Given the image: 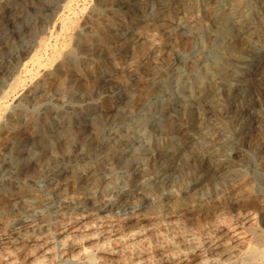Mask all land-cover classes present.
<instances>
[{"label": "rangeland", "instance_id": "obj_1", "mask_svg": "<svg viewBox=\"0 0 264 264\" xmlns=\"http://www.w3.org/2000/svg\"><path fill=\"white\" fill-rule=\"evenodd\" d=\"M66 1L67 0H19V3L14 2V7L18 9V12L16 10V12L13 13V18L11 17L13 19L12 26L5 27V29L3 28L4 26L1 25L0 65L5 68L0 69V88L6 89L11 83L10 81H13L15 78L21 77L24 80V87L18 88L15 96L10 98L8 103L9 113H7L8 115L5 114L3 119H7V117L12 118V114L16 112L17 104L19 105L18 107L26 111L28 116L37 119L39 118V113L42 112V109H44L47 103L49 104L50 98L53 94L52 92L48 93L43 98L37 99L34 101L35 103L25 100H23L24 102L21 101V98L27 92L28 88L32 89L33 92L39 93V91L43 89V86L37 85L36 80L31 81L27 74L31 67L29 66L25 70L23 64H21L24 63L26 59L28 60L29 57L24 56L25 59H20L19 61L14 55H16V52L18 51L21 52V49L24 51L27 48L32 49L33 47V54L36 53L41 60H45V57L47 58L49 55L50 47L55 44V42L53 44L52 41L54 39L56 41V37L52 36H57L59 23L69 17L74 21L78 18L76 22L81 23L85 14L92 11L93 7V9H95L94 5L96 4V0H74L73 3H71V9L69 8L67 10L65 8ZM176 1L178 3L180 2L178 8L168 10L163 16L159 17L157 19L158 21H155L153 25L140 24L141 13L137 9H132V11L127 12V14H121V18L119 17L116 20L117 22L115 21L114 23V31L106 37V40H104L105 43L100 51L92 55L80 51L78 52L75 50L76 48H74V46L70 45H74V42L78 39L80 40L81 38L89 36L96 28H99L100 26L103 27L107 22L104 23L102 20L104 25L102 21H100L101 23H96L97 25L86 24L82 28L80 26L76 31L78 33L75 32V35H72L73 37H71V39L74 37L76 38L72 39L69 45L70 48H73L68 57V63L71 69H73V74L79 73L80 77L76 78V81L78 82V90L63 94L62 98L56 101V104L54 103L55 108L57 105V112L49 115L51 120L63 121L62 126L56 130L57 132L60 131L58 133L53 131L50 134L52 136H49L45 142L39 141V143H26L25 145H33L35 150H37L32 152L33 154L29 156L30 159L28 161L24 159L26 158L25 155L21 158H16L12 155L10 151L12 145L9 146V143H6L8 146L5 144L0 149V162H3L4 160L9 161L8 167L4 172L0 173V198L11 196L17 191L23 192L24 190L30 191L36 189L38 190V193L40 192L42 194L44 199L35 211L26 212L25 214H17L18 206H21L20 199L4 205L0 204V229L11 230L12 227H25L32 219H38L39 217L42 219L47 216L46 219H53L59 216L62 210H71V207H76L79 210L89 209L93 206L98 207L101 204L97 203V198L99 197V194L97 193L101 194L105 188L108 189V192H110L111 195L104 197V199H106L104 202L107 201L114 205L110 214L111 219L114 217V219L119 217L122 218L124 217V214L130 210L134 211L135 214L148 215L150 214V210H154L156 204L154 201L152 202L153 198L152 196L149 198L147 192L158 188L157 190H159L160 193L158 194H160V196L158 194L156 195L159 197H163L169 192L171 195L168 194L170 196L168 198L170 201L168 205L173 206L172 209L175 211L185 206L193 212V215H196L200 211H203L204 214L206 213V215L200 214L199 222L194 221L192 222L193 225L190 221V223L188 222L190 225H187L186 223L187 228H185L191 230L193 233H198L200 229H206L216 219L219 220L229 216V206L226 204L228 199L240 203L239 205H236L235 209L237 208V210H235V213L236 211H252L255 209L261 211L264 209V55L261 60V65L251 73V77L248 76L250 82L247 84L240 85L233 82H226L224 84H219L216 88L212 87L208 92V95H202L205 85L209 81L218 78L220 68L226 66L227 62H230V58H227L229 51L220 49L230 47V38L227 35L225 36L224 33L229 32V30L231 31V26H236L235 22H238V20L244 22L245 19L250 21V23H248V29L244 31L245 33H241L242 35L239 34L240 36L237 38L241 41L242 47H244V45L247 46L248 35H257L258 32L259 39H262L258 44L259 46H264V11L262 10L261 12V9L258 7L256 8L253 0H242L243 8L241 9V14H239L238 17L231 19L230 15L232 14V10L227 6L226 0ZM187 1L193 3L197 12L195 11L192 15L185 12L184 9L186 8L185 4ZM4 2H6V0H0V19L3 17ZM31 3H33V5ZM35 3L37 5L36 7L34 6ZM58 5L61 8H59ZM223 10H226L224 12L228 14L227 19L225 20L226 23L223 24L224 27H217L212 24V20L217 13ZM66 11H69V13ZM104 12V10L100 9V11H98V14L100 15L98 16H102L103 18V15H106V12ZM130 13L131 15L133 14L135 18L129 16ZM127 17L128 19H134L132 21L133 27L131 29L133 31V38H129L126 34H121L120 30L117 29V27L120 26V21H125ZM1 22L3 24V18L0 20V24ZM216 29H218L219 34H222L220 35L219 43L217 42L213 45L209 44L203 39L202 35L204 34L209 37L213 32H216ZM45 39L47 42L45 44L48 47L45 51L44 49H41V51L38 49L37 44L41 40L45 41ZM173 42L179 43L180 45H176V43ZM250 44L252 45V42ZM246 59L247 58L244 60ZM231 64H235L237 69L242 68V64L240 63L236 64L233 62ZM104 72L109 75L110 81L101 82L97 91L98 94H90L84 89L86 83H89V79L95 78L99 80ZM22 73H24V76ZM171 74H179L181 76L180 80L176 83L169 84V82L166 81V78ZM133 79L134 82H132ZM126 87L128 92L125 94L124 92L117 94V89ZM232 88L233 93L229 92ZM197 89L200 92H197ZM126 94L132 99L135 110L129 107L127 108L126 101L128 96L126 97ZM162 94H165V96H161ZM189 95L190 97L193 96L195 98L198 96L200 97H198V106L194 108L187 102L189 106L184 105V107L173 112H162L161 115L165 117L164 121H167L166 124L172 125L179 134L186 131L187 129L185 128H187L188 125L192 124L195 126V132H192L190 135L192 137H189L188 135L189 139H187V141H183L176 137L172 139V141L168 140L166 138L168 134L166 133L165 127H163L165 132L162 133L160 132V130L164 131L162 128H157L155 131V128L153 127L154 132L150 131L149 129L152 128L151 126L155 121L146 122L144 117L134 115V112L136 113L138 108L142 105L150 103H152L151 105H157L159 102L158 100L162 98L163 100H168L166 102L171 101L173 104V102L181 101L185 99V96L188 97ZM231 95H237L235 109L226 105V100ZM19 98L20 100H18ZM171 102L167 105L172 107ZM120 103L122 104L120 105ZM80 104L94 107L95 111L87 110L84 115L76 118L72 113L74 108ZM244 108L248 113L246 112V114L242 116V120L236 118V114ZM130 116H132V118ZM168 119L170 120L168 121ZM22 120L23 119L19 116L16 124L22 126L24 123ZM106 120L108 121L107 123L111 124L108 127L110 129L109 133L111 134V138L112 135L113 137L115 136L112 138L113 142H116L117 145H123L128 139L131 141L130 146L127 148L128 151L125 149L123 152L124 156L122 155L121 158L115 159V161L111 160V162L109 160L107 161L105 158L102 159V157L99 156H91L84 161L65 163V169L60 170L61 172H59L60 174L58 176H55L54 174L52 176H45L41 178L39 184L34 185L35 187H28L24 183L26 181V175L35 172V161L40 156V147H42V145L47 144L44 152L48 159L51 155L64 152L65 148L75 144L81 135L89 134L91 130H94V126H102L106 123ZM203 121L208 123V128L205 131H200L198 133L196 130H200L202 125L201 122ZM88 124H91V127ZM140 124L147 125L146 131L148 129L151 136L149 135V137L145 138L139 136L140 132L137 127L141 126ZM50 126L51 124L49 122H42L38 119L34 127L37 136L38 134L41 135L49 128L52 129ZM124 130L126 131L124 132ZM213 130L215 133L217 132V134H219L218 138L220 139H217L226 144L222 149L216 150L217 148H215L214 144L208 139L210 131ZM157 136L159 138H157ZM166 140L169 142L167 143ZM176 140L178 142H176ZM131 145L133 148H131ZM206 157H209V160L206 159L207 162L209 161L208 164L204 166L207 174L204 177L202 176V178L200 177L201 172L199 171V165L200 160H202L201 158ZM161 158L165 160L163 166L166 167L165 169L167 171L158 164V161ZM210 158H213L214 160H210ZM222 161H224L225 164ZM209 164L211 165L209 166ZM59 166L54 168L53 173L58 171ZM213 166L215 168H213ZM125 167H129V169L128 171L123 172L122 169ZM223 168L225 169L223 170ZM105 169L107 170L106 172ZM213 169L216 171L214 172ZM100 170H103V172L100 173ZM85 174H91L89 176L90 180L89 182L87 181V186L82 187L80 186L79 181L76 180V177H82ZM91 180L93 182H90ZM98 181L101 184H99ZM159 184H163L165 189H162L163 187L160 188ZM125 193H129L127 199L128 202L132 204H129V207H126V205L125 207H116L115 205L118 203V200ZM189 193H191V196ZM185 195L186 197H184ZM229 195L233 196L231 197ZM136 198L138 199L136 200ZM171 201H173V205L171 204ZM245 202L247 204L248 202L250 203L247 205ZM256 203L260 204L256 205ZM89 205L91 206L88 208ZM148 206L149 208H147ZM121 208H123V210ZM225 208L226 210H224ZM212 209H216L214 214L215 217L208 216L206 218L207 215L214 216L210 211ZM206 210H208V212H205ZM11 212L16 214L11 215V217L7 216V214ZM235 213L233 212L232 214ZM105 214H107V212H105ZM154 221L155 220H152L150 223H154ZM43 228H47V222H42L41 229ZM201 238H203V236L199 237V239ZM178 239L181 240L179 237ZM165 248H163L162 253L160 251H154V253L151 254L152 258L156 260L159 258L158 254H167V251L170 249L167 247ZM238 257L239 254H235L234 257L231 258L229 264H239L238 262H233V260L236 261Z\"/></svg>", "mask_w": 264, "mask_h": 264}, {"label": "bare ground", "instance_id": "obj_2", "mask_svg": "<svg viewBox=\"0 0 264 264\" xmlns=\"http://www.w3.org/2000/svg\"><path fill=\"white\" fill-rule=\"evenodd\" d=\"M18 1L19 0H6V2H4L5 4L3 6V14H2V16H3L2 18H3L4 22H3V24L1 22L0 27L4 26L3 28H5V27L7 28L9 26H12L13 13H15L16 10L18 12V9H16L14 7V2H18ZM73 1L74 0H67L66 1L65 8L67 10L70 8L71 3H73ZM253 1H254L253 3L255 4L256 8L258 7L259 9H261V12H262V10L264 11V0H253ZM95 2H96V4L94 5L95 9H93L94 8L93 7L92 11L89 10L90 12L85 14L83 21L81 23L76 22V20L78 19L77 18L78 16L76 17L77 19L75 21L72 20L71 17L66 18V19L63 18L64 20H62L61 22L59 20L60 23L58 26V34H57V36L56 35L52 36V37H56V41H55V39L52 41L53 44H54V42H55V44L52 46L49 44L51 47L49 49V55L47 56V58L44 56L45 60L44 59L41 60L38 57V54H36V53L33 54V52H32L33 47H32V49L27 48L24 51H22V49H21V52L18 51V52H16V55H14V56H16V58L19 61H20V59H25L24 56L29 57L28 60L26 59L25 62L21 63V64H23V67L25 68V70L27 69V67L30 66L31 69L29 71L27 70L28 71L27 74H28L29 79L31 81L36 80L37 85L43 86V89L41 91H39V93L33 92L32 89L28 88L27 92L24 95L22 94L23 97L21 98V101L25 100L28 102H34L37 99L43 98L44 96H46L50 92H52L53 94H52V97L50 98L49 104L47 103V105L44 107V109H42V112L39 113V118H37V119H34L31 116H28L26 114L25 110L18 107L19 106L18 104L16 105L17 106L16 112L12 114V118L7 117V119H3L4 115L9 113L8 103H9L10 98L15 96V93L18 90V88L24 87L23 86L24 80L21 77L15 78L13 81H10L11 83L7 86L6 89L0 88V126H1V128H0V149L3 145H5L6 143H9V146L12 145L11 146L12 148L10 150L12 155H14L16 158L17 157L21 158L22 156L24 157V155H25L26 158H24V159H26V161H28L30 159L29 156L31 154H33L32 152L37 151V150H35L33 145L27 146L25 144L29 143V142H32V143H36V142L39 143V141L45 142L49 138V136H52L50 134L53 131L57 132L56 130L59 129L60 126H62V123H63L62 120H60V121L51 120L49 118L50 117L49 115L51 113L57 112L56 111L57 105H56V108L54 105L56 104L55 103L56 101H58V100H60V98H62L63 94H65L67 92H72V91L78 90L77 89L78 88L77 87L78 82L76 81V78H78L80 76H79V73L73 74V71H72L73 69H71V67L69 66V63H68L69 62L68 57H69L70 53L72 52V48H73V47L72 48L69 47L70 42L72 39L76 38V37H74L71 39V37H73L72 35L77 31V29H79L80 26L82 28L86 24L101 23L100 21H102V20L104 21V23L107 22L104 25V23L102 21V23L104 25V26L102 25L103 27L100 26L99 28H96L97 27L96 26L95 27L96 29L89 36L81 38L80 40L77 38L78 40L74 42V45H70V46H74V48H76L75 50H77L78 52L80 51V52L92 55V54L100 51L103 44L105 43L104 40H106V37L108 35L112 34V32L114 31L113 30L114 23L120 17L121 14H123V13L127 14V12L132 11V9H137L141 13L140 14L141 19L139 21L140 24L142 23V24H146V25H148V24L153 25L154 22L158 21L157 19L159 17L163 16L168 10L177 9L178 4L180 3V2L178 3L176 0H96ZM36 3H38V2H36ZM36 3L34 5L35 7L37 6ZM226 3H227V6L230 8V10H232V14L230 15L231 19H234L235 17H238L239 14H241L240 12L242 11L241 9L243 8V1L242 0H226ZM31 4L33 5V3H31ZM185 6H186L185 9L183 7L182 8L185 10V12L187 14L192 15L195 11L197 12L196 8L194 7V5L191 1H187ZM58 7H59V5H58ZM59 8H61V7H59ZM100 9H102L106 12V15H103V18H102V16H98V15H100V14H98V11H100ZM30 10H31V8H30ZM55 10H56V8H55ZM85 10H87V9H85ZM202 10H204V9H202ZM69 11H66V12L69 13ZM224 11H226V10H223L221 12L218 11L219 13H217L214 16V18L212 17L213 18V20H212L213 25H215L217 27H219V26L224 27L223 24L226 23L225 20L227 19V15H228ZM109 13H111V14H109ZM131 13H130V15L129 14L128 15L133 16V18H135L133 14L131 15ZM63 15H64V13H63ZM2 18L0 20H2ZM74 18H75V16H74ZM133 20L134 19H130V18L128 19V17H127V19L125 21H122V22L120 21V23H119L120 26L117 27V29L120 30L121 34H126L127 36H129V38H131L133 36V34H132L133 31L131 30L133 27L132 26ZM205 20H206V18H205ZM240 20H243V19H240ZM235 23L234 24L236 26H234V24H233L234 27L231 26V28H230L231 31L229 30V32L224 33L225 36L227 35L230 38V40H229L231 43L230 47L226 48V49L225 48L220 49V50H228L229 51L227 58H230L229 59L230 62H227L226 66H223L220 68V70H219L220 74H219L218 78H215V79L209 81L205 85V87L203 89V94L201 93L202 95H205V94L208 95V92L210 91V89L212 87L216 88L219 84H224L226 82H231V83L233 82V83L240 84V85L247 84L248 82H250L249 77H251V75H252L251 73L254 72V70H256L261 65V60H262L263 55H264V46H259V44H258L259 41L262 40V39H259V36H258L259 32L257 35L256 34L248 35V40H247L248 44H247V46L244 45V47H242L241 41H239V39H237V38L240 36L239 34L243 33L244 31H246L248 29V26H249L248 23H250V21L249 20L247 21L245 19L244 22H240L238 20V22H235ZM54 27H55V25H54ZM137 29H139V28H137ZM115 31H116V29H115ZM215 31L216 32H213V34L209 37L205 36L203 34L202 35L203 39L212 45L217 43V42L219 43L220 35H222V34L218 33L219 32L218 29H216ZM76 33H78V32H76ZM243 39H245V38H243ZM251 42H252V45L250 44ZM45 43H47L46 39H45V41H43V40L39 41L37 44L38 49L39 50L44 49V51H45V49L48 47ZM173 43H176V42H173ZM176 45H180V44L176 43ZM46 52H47V50H46ZM39 53H40V51H39ZM43 55H44V53H43ZM41 58H42V56H41ZM245 58H247V59L244 60ZM17 59H15V60H17ZM100 61H101V59H100ZM233 62L236 64H238V63L242 64L241 65L242 68L237 69L235 64H231ZM222 65H224V64H222ZM4 68L5 67L0 65V69H4ZM72 68H74V67H72ZM27 71H25V72H27ZM22 74L24 76V73H22ZM100 74H101V71H100ZM180 77L181 76L179 74L178 75L177 74H173V75L171 74V75H169L168 78H166L167 79L166 81L169 82V84H173V83L178 82L180 80ZM79 80H81V79H79ZM88 81H89V83H86V85L84 86V89H86L90 94H98L97 91L99 89L101 82H103V81L108 82V81H110V78H109V75L104 72L101 76V79L98 80L95 78L94 79L91 78ZM132 82H134V79ZM232 90H233V88L231 90H229V92L233 93ZM114 91H115V89H114ZM120 92H124V94L126 92H128L127 87L122 88V89H117V94ZM197 92H200V91L197 89ZM87 96H89V95H87ZM127 96L128 95L126 94V97ZM161 96H165V94H162ZM94 97H95V95H94ZM186 97L187 96H185V99H183L181 101L173 102V104L171 101L166 102L168 100H163V98H162V99L158 100L159 102L157 105H151L152 103H150L147 105H142L140 107L138 106L139 108L136 111V113L134 112V115H136L138 117H141V116L144 117L146 122L155 121L153 123V125L151 126L152 128L149 129L150 131L154 132L153 127L155 128V131L157 130V128L163 129V127H165L166 133L168 134V136H166V138L168 140L172 141V139H174L176 137V138L182 139L183 141L184 140L187 141V139H189V137H192V136H190L192 134V132H195V126L190 124L187 126V128L184 127L187 130L182 132L183 134L182 133L179 134L178 131H176L172 125H170V124L167 125L166 124L167 121H164L165 117L161 116L162 112H166V111L167 112L168 111L173 112V111H175L181 107H184V105H188L189 103L194 108L199 105V104L197 105L199 98H200L199 96H198L199 98L198 97L195 98L193 96L190 97V95L187 98ZM201 97H203V96H201ZM18 100H20V98ZM122 100H125V99H122ZM236 100H237V95L236 96L231 95L226 100V105H228L231 108H234ZM170 102L172 104V107L167 105V104H170ZM187 102H188V104H187ZM121 104L122 103H120V105ZM126 105H127V108L129 107L131 109H134V103H133L132 99L129 98V96L127 97ZM166 105L169 107H167ZM73 106H75V105H73ZM123 106H125V105H123ZM194 108H193V111H194ZM68 109H69V107H68ZM182 109H184V108H182ZM87 110L92 111V110H94V107H89L85 104H80L74 108V111L72 114L74 115V117L78 118V116L84 115ZM125 110H126V108H125ZM180 111H182V110H180ZM246 112H247V110L244 108L239 113H237L236 114L237 117L236 116L235 117L238 119L240 118V120H242L241 118L244 114H246ZM19 116L24 120V121L22 120V122H24L22 126H19L16 124L18 122ZM190 116H191V114H190ZM130 117L132 118V116H130ZM38 119L41 120L42 122H49L51 124L50 127L52 129L49 128L50 130L48 129L43 133L41 132L42 134L41 135L38 134V136H37L36 129L34 127H35ZM170 119H168V121ZM125 120H126V117H125ZM187 120H188V118H187ZM103 121H104V119H103ZM107 122L108 121L106 120V123H104L102 126L100 125L101 127L100 126L99 127H95V126L93 127L92 126L94 128V130H91V132L89 134L81 135L80 138L78 137L79 139L77 140V142L75 144H72L71 146L65 148L64 152L56 154V155H51L50 158H48V159L46 158L47 156L45 155V152H44L47 144L42 145V147H40L41 150L39 149L40 150V156L35 161V169H34L35 172H32L31 174L26 175V177H25L26 181L24 183L28 187L29 186L33 187L34 185L39 184L41 182V178H43L45 176H49V175L52 176L53 174L55 176H58L60 174L59 172H61L60 170L65 169V166H66L65 163L84 161L85 159H88L91 156H94V157L99 156V157H102V159L105 158V159H107V161L109 160L110 162H111V160L115 161V159L121 158L125 149H127L128 146H130L131 141H129V139L128 140L126 139L127 141L123 145H117L116 142H113L112 138H114L115 136L113 137V135H112V138H111V134L109 133L110 129L108 128L111 124L107 123ZM121 122H122V120H121ZM170 123H171V121H170ZM236 123H237V121H236ZM201 124L202 125L200 127V130L199 129L196 130L198 133L200 131H205L208 128V123L206 121L201 122ZM123 125H125V124H123ZM90 127H89V130H90ZM146 127H147V125H145V124L144 125L142 124L141 126L137 127V129L139 128L138 131L140 132L139 133L140 137L145 138V137H149V135L151 136V134L149 133L150 131L148 129L146 131ZM16 128H18V129H16ZM120 128H121V126H120ZM165 130L164 131L160 130V132L161 133L165 132ZM177 130H178V128H177ZM125 131L126 130H124V132ZM105 134H107V135H105ZM117 134H119V133H117ZM188 135H189V137H188ZM218 136H219V134H217V132L215 133L214 130L210 131V134L208 136L209 141L214 144L215 148H217L216 150L222 149V147H225V145H226L224 142H220L218 140V139H220V138H218ZM263 136H264V134H263ZM153 138H155V137H153ZM157 138H159V137L157 136ZM193 138H194V136H193ZM105 139H106V141H105ZM163 139H164V137H163ZM124 140H125V138H124ZM157 141H158V139H157ZM168 142L169 141H167V143ZM176 142H178V141L176 140ZM6 145L8 146V144H6ZM132 145H131V148H133L135 144L133 145V147H132ZM207 146H209V145H207ZM229 146H230V144H229ZM121 147H122V149H121ZM205 147H206V145H205ZM131 148H130V150H131ZM127 151H128V149H127ZM112 152H115V153H112ZM165 153H167V152H165ZM209 153H211V152H209ZM15 157H13V158H15ZM208 158L207 157L201 158L202 160H200V165H199V171L201 172L200 177H202V176L204 177L207 174L204 166H206L208 164V162H209V161L207 162V160H209ZM212 159L210 158V160H212ZM218 160H219V158H218ZM121 161H122V159H121ZM164 161L165 160H163V158H161L158 161V164L160 167H163V169L165 171H167L165 169L166 167L163 166ZM222 162H224V161H222ZM10 164H11V162H10ZM224 164H225V162H224ZM8 165H9V161H7V160L0 162V173L4 172V170L8 167ZM210 165L211 164H209V166ZM57 166H59L58 171L56 173H53L54 168ZM215 166H217V165H215ZM213 168H215V167L213 166ZM106 169H108V168H106ZM106 169H105V172L107 171ZM128 169H129V167H125L124 169H122V171L126 172V171H128ZM206 169H208V168H206ZM224 169L225 168H223V170ZM204 170H205V172H204ZM237 170H240V169H237ZM215 171L216 170H214V172ZM5 172H7V171H5ZM99 172L101 173V172H103V170H100ZM211 173H213V172H211ZM229 173H231V172H229ZM90 175L85 174L82 177H76V180L79 181L80 186H82V187L87 186L86 184H88V182L90 180V178H89ZM233 176H234V174H233ZM227 181H229V180H227ZM90 182H93V181L91 180ZM122 183H123V181H122ZM99 184H101V183L99 182ZM194 186H196V185H194ZM141 187H143V186H141ZM145 187H147V186H145ZM160 188L165 189L163 184L160 185ZM106 189L107 188L103 189L101 194L97 193V194H99V197L97 198V203L101 204L98 207H94L92 205L93 207L91 208L90 207L91 205H89L88 208L89 207L90 208L85 209V210H79L76 207L75 208L71 207V210H62L60 215L53 218V219H46L47 216L45 218H42V219L39 217L40 219L39 218L38 219H32L27 224V226H25V227H17V228L12 227L11 230L0 229V264H229L231 258H233L235 254L236 255L239 254V257L237 258L236 261L233 260L234 263L238 262L239 264H264V209L261 211H258L257 209L252 210V211H238V212L236 211V213H235V210H237V208L235 209V207L237 204L239 205L240 203H238L237 201L233 202L232 199H228L226 201V204H227V206H229L228 207V210L230 213V215L228 214L229 216L224 217L223 219H219V220L216 219L215 221H213V219H212L213 222L207 228L205 227L206 229H200V230L198 229L199 230L198 233H193V232H191V230L186 229L187 228L186 223H187V225H190V224H188L189 221L191 223L194 221L199 222L200 214H204V212L203 211H200L198 213L196 212L197 214L193 215V212L185 206L183 208H179L177 211H175L174 209H172L173 206L168 205L170 203L168 198L170 197L169 195H171L169 192L163 197H159L160 194H158V193H160V192H159V190H157L158 188L157 189L155 188V190H153V191L147 192L149 198H150V196H152V198H153L152 202L154 201L156 204L154 206V210L149 209L150 214H148V215L135 214L134 211L130 210V211L126 212L125 214L122 212L124 214V217H122V218L119 217L117 219H114L115 217L114 218L112 217L113 219H111L110 214H111V211L113 210L114 205L111 203H108L107 201H105L106 203L104 202V200H106V199H104V197H106V196L108 197L109 195H111L110 192H108V189L107 190ZM151 189H153V188H151ZM192 191H194V190H192ZM231 193H233V192H231ZM256 193H258V192H256ZM156 194H158L159 196ZM189 195L191 196V193H189ZM96 196H98V195H96ZM127 196H129V193H125L124 195H122L121 198L118 200V203L115 206L116 207H125V205H126V207H129L130 203L128 202ZM229 196H231V195H229ZM184 197H186V195ZM140 198H142V197H140ZM221 198H223V197H221ZM18 199L21 200L20 201L21 206H18L19 208H18L17 214H25L26 212L28 213V212L35 211V209H37L39 207L40 203L43 201L44 198H43L42 194L40 192L38 193V190H36V189H32L30 191L24 190L23 192L17 191L11 196L0 198V204L4 205V204L10 203L12 201H17ZM137 199L138 198H136V200ZM142 199H144V198H142ZM142 199H141V201H142ZM174 199H176V198H174ZM193 200H194V198H193ZM235 200H237V199H235ZM222 201H223V199H222ZM250 202H248V204ZM260 203H261V201H260ZM260 203H256V205L260 204ZM42 204H41V206H42ZM171 204L172 205L174 204L173 201H171ZM221 204H223V203H221ZM82 206H84V205H82ZM135 207H136V205H135ZM250 207H251V204H250ZM147 208H149V206ZM226 208L224 210H226ZM121 209L123 210V208H121ZM241 209H242V207H241ZM137 210H139V209H137ZM210 211L214 215L216 212V209H212ZM227 211H225V212H227ZM105 212H107V214H105ZM142 212H143V210H142ZM146 212H147V210H146ZM205 212H208V210H206ZM233 212L235 214H232ZM136 213H138V212H136ZM14 214H16V213L11 212V213L7 214V216L11 217V215H14ZM218 214H216V215H218ZM112 215H113V213H112ZM204 215H206V213ZM115 216H116V214H115ZM121 216H122V214H121ZM208 216L215 217V215L214 216L207 215L206 218ZM152 220H155L154 223H150V221H152ZM42 222H47V228L46 229L43 228L44 230L41 229ZM192 225H193V223H192ZM200 236H203V238L199 239ZM178 237L181 238V240L178 239ZM165 247L170 249L167 251L168 252L167 254H162V255L158 254L159 258H157L156 260L154 258H152L151 254H153L154 251H156V252L160 251L162 253V250ZM165 250H166V248H165ZM149 253H150V255H149ZM231 264H233V263H231Z\"/></svg>", "mask_w": 264, "mask_h": 264}]
</instances>
